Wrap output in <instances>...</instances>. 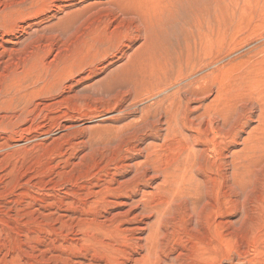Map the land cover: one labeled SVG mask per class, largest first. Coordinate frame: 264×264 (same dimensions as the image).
Returning a JSON list of instances; mask_svg holds the SVG:
<instances>
[{"label":"rangeland","instance_id":"1","mask_svg":"<svg viewBox=\"0 0 264 264\" xmlns=\"http://www.w3.org/2000/svg\"><path fill=\"white\" fill-rule=\"evenodd\" d=\"M0 264H264V0H0Z\"/></svg>","mask_w":264,"mask_h":264},{"label":"bare ground","instance_id":"2","mask_svg":"<svg viewBox=\"0 0 264 264\" xmlns=\"http://www.w3.org/2000/svg\"><path fill=\"white\" fill-rule=\"evenodd\" d=\"M134 18H135V17H134ZM132 19H133V18H132ZM119 21H120V20H119ZM140 25H141V24H140ZM119 26H120V25H119ZM169 26H171V25H169ZM116 27H117V26H116ZM171 27H172V26H171ZM168 28H170V27H168ZM172 28H173V27H172ZM166 29H167V28H166ZM166 29H165V30H166ZM173 29H174V28H173ZM169 30H170V29H169ZM169 30H168V31H169ZM171 30H172V29H171ZM166 31H167V30H166ZM138 32H139V31H138ZM140 32H141V31H140ZM170 32H171V31H170ZM172 32H173V31H172ZM142 33H144V32H142ZM168 33H169V32H168ZM168 33H167V34H168ZM161 34H162V33H161ZM169 34H170V35H168V36H166V37H169V36L172 37V36H173L171 33H169ZM141 35H142V34H141ZM143 35H144V34H143ZM146 35H147V34H146ZM163 35H164V32H163ZM157 36H159V35H157ZM160 37H161V36H160ZM162 37H163V36H162ZM162 37H161V38H162ZM166 37H165V38H166ZM157 38H158V37H157ZM165 38H164V39H165ZM173 38H174V37H173ZM158 39H159V38H158ZM168 39H169V38H168ZM168 39H167V40H168ZM167 40H166V41H167ZM170 40H172V39H170ZM159 41H161V39H160ZM177 42H178V41H177ZM154 43H155V42H154ZM160 43H161V42H160ZM160 43H159V44H160ZM162 43H163V41H162ZM162 43H161V44H162ZM164 43H165V41H164ZM170 43H173V42H170ZM170 43H169V44H170ZM159 44H158V47H159ZM187 44H188V43H187ZM156 45H157V44H156ZM162 45H163V44H162ZM162 45H161V48H160V49L163 48V51H162V52H164V53L168 56V58H167V56L164 55L167 59H171L172 57H175V56H172V57H171V55H170V53H169V55H170V57H171V58H169V55H168L167 50H166V46H164V47H165V50H164V47H163ZM164 45H167V44H164ZM188 45H189V44H188ZM170 46H171V45H170ZM172 46H173V45H172ZM174 46H175V45H174ZM189 46H190V45H189ZM194 46H195V45H194ZM199 46H200V45H199ZM167 47H168V46H167ZM184 47H186V46H184ZM190 47H191V46H190ZM202 47H203V46H202ZM168 48H169V47H168ZM168 48H167V49H168ZM151 49H152V48H151ZM157 49H159V48H157ZM160 49L157 50V51H160ZM168 50H169V49H168ZM188 50H189V49H188ZM194 50H195V49H194ZM157 51H155V52H157ZM172 51H173V50H172ZM190 51H191V50H190ZM195 51H196V50H195ZM152 52H153V51H152ZM162 52H160V53H161V56H162V54H163ZM168 52H169V51H168ZM181 52H182V50H181ZM181 52H180V53H181ZM196 52H197V51H196ZM196 52H195V53H196ZM204 52H206V51L204 50ZM148 53H149V52H148ZM185 53H186V52H185ZM199 53H201V52L199 51ZM152 54H153V53H152ZM156 54H157V53H156ZM177 54H178V53H177ZM191 54H192V52H191ZM191 54H190L189 51H188L187 55L184 56V58H182L183 61H182V62H179V66L182 65L183 63L188 64L187 61H188L189 59L192 58V55H191ZM198 55H200V54H197V56H198ZM203 55H204V54H203ZM157 56H158V55H157ZM182 56H183V55H182ZM190 56H191V57H190ZM147 57H148V56H147ZM155 57H156V56H155ZM159 57H160V55H159ZM163 58H164V57H163ZM178 58H179V57H178ZM158 59H160V58H158ZM167 59H166V61H168ZM197 59H198V58H197ZM151 60H152V59H151ZM175 60H176V59H175ZM179 60H180V59H179ZM161 61H162V60H161ZM161 61H160V62H161ZM169 61H170V60H169ZM169 61H168V63H169ZM190 61H191V60H190ZM155 62H156V61H155ZM163 62H165L164 59H163ZM171 62H173V61L171 60ZM171 62H170V63H171ZM198 62H199V61H198ZM170 63H169V64H170ZM190 64H191V63H190ZM210 64H211V63H210ZM161 65H162V62H161ZM166 65L168 66V64H165V66H164V67H165V68H164V71H165V69H166ZM171 65H172V64H171ZM171 65H170V66H171ZM195 65H196V64H195ZM199 66H200V65H199ZM176 67H178V66H175V68H176ZM184 67H185V66H184ZM192 67H193V66H192ZM192 67H191L190 69H192ZM168 68H170V67L168 66ZM172 68H174V67L172 66ZM181 68H183V67H181ZM187 68H188V67H187ZM150 69H151V68H150ZM170 69H171V68H170ZM179 69H180V67H179ZM183 69H184V68H183ZM185 69H186V68H185ZM200 69H201V68H200ZM158 70H159V69H158ZM173 70H174V69H173ZM160 71H161V70H160ZM167 71H169V70H166L165 72H167ZM177 71H178V70H177ZM179 71H180V70H179ZM182 71H183V70H182ZM182 71H181V72H182ZM186 71H187V69H186ZM177 73H178V72H177ZM183 73H184V72H183ZM183 73H182V74H183ZM180 74H181V73H180ZM187 74H188V73H187ZM162 75L164 76V79H165V76H166L167 74H162ZM177 75H178V77H179V76H182V75L176 74V77H177ZM159 77H160V76H156V78H157L156 80H157V81H159V80L161 81V79H160ZM175 79H176V78H175ZM156 80H155V81H156ZM177 80H178V79H177ZM182 80H183V79H182ZM175 81H176V80H175ZM179 81H181V79H179ZM158 83H159V85H160V82H158ZM158 83H157V84H158ZM194 83H196V81H195ZM154 84H155V83H154ZM189 84H190V83H189ZM175 85H177V83H176ZM194 85H196V84H194ZM190 86H191V85H190ZM130 87H131V86H130ZM155 87H156V86H155ZM158 87H159V86H158ZM158 87H157V88H158ZM195 87H196V86H195ZM166 88H167V87H166ZM190 88H191V87H190ZM161 89H164V90H165V87L163 88V85H162V88H161ZM186 89H189V86H188ZM191 89H192V88H191ZM200 89H202V88H200ZM164 90H163V91H164ZM184 90H185V89H183V91H184ZM130 91H131V90H130ZM156 91H157V90H156ZM163 91H162V92H163ZM165 91H166V90H165ZM180 91H181V90H180ZM188 91H189V90H188ZM196 91H197V90H196ZM178 92H179V91H178ZM184 92H185V91H184ZM153 93L155 94V92H153ZM163 93H164V92H163ZM196 93H197V92H196ZM128 94H129V93H128ZM159 94H161V93H158V95H159ZM178 94H179V93H178ZM180 94H181V93H180ZM193 94H194V93H193ZM152 95H153V94H152ZM156 95H157V94H156ZM173 95H174V94H173ZM179 96H180V95H179ZM191 96H192V95H191ZM149 97H152V96H149ZM156 97H157V96H156ZM170 97H171V96H170ZM152 98H153V97H152ZM172 98H173V97H172ZM178 98H179V97H178ZM178 98H175V99H178ZM195 98H196V97H195ZM167 99H168V98H167ZM169 99H170V98H169ZM161 100H164V99H161ZM173 100H174V99H173ZM178 100H179V99H178ZM166 101H167V100H166ZM176 101H177V100H176ZM179 101H180V100H179ZM171 102H172V101H171ZM162 103H163V102H162ZM182 103H183V102H182ZM172 104H174V102H173V103H170V105H172ZM240 104H241V103H240ZM159 105H160V103H159ZM166 105H167V104H166ZM168 105H169V104H168ZM180 105H182V104H180ZM178 106H179V105H178ZM183 106H184V105H183ZM185 106H186V105H185ZM170 107H172V106H170ZM203 107H204V106H203ZM159 108H160V110H163V109H161V105L159 106ZM163 108H164V107H163ZM165 108H166V107H165ZM206 108H207V107H206ZM184 109H185V107H184ZM222 109H223V107H222ZM203 110H204V109H203ZM229 110H230V109H229ZM234 110H235V109H234ZM179 111H180V110H179ZM179 111L176 109L175 112H172V115L169 114L171 111H170V112L167 111V112L165 113V115H164V116H165L164 119H165L166 124H168V122H169V123H172V122H173V123H177V121H178V117H179V116H178ZM221 111H222V110H221ZM158 112H159V111H158ZM164 112H165V111H164ZM168 112H169V113H168ZM228 112H229V111H228ZM232 112H233V111H232ZM234 112H235V111H234ZM236 113H237V112H235V114H236ZM215 114H216V113H215ZM235 114H234V115H235ZM154 115H156V114L154 113ZM214 116H215V115H214ZM218 116H219V115H218ZM225 116H226V115H225ZM228 116H229V115H228ZM240 116H241V114H240ZM204 117H205V116H204ZM230 117H231V116H230ZM153 118H155V116H154ZM143 119H144V118H143ZM147 119H148V118H147ZM164 119H163V120H164ZM201 119H202V118H201ZM204 119H205V118H204ZM186 120H187V119H186ZM191 120H192V119H191ZM222 120H223V118H222ZM224 120H225V119H224ZM224 120H223V122H224ZM235 120H236V119H235ZM167 121H168V122H167ZM162 122H163V121H162ZM183 122H184V120H183ZM200 122H201V121H200ZM205 122H206V120H205ZM211 122H212V121H211ZM143 123H144V122H143ZM225 123H226V122H225ZM225 123H223V124H225ZM230 123H231V121L229 122V124H230ZM206 124H207V123H206ZM210 124H211V123H210ZM223 124H222V125H223ZM171 125H172V124H171ZM184 125H185V124H184ZM193 125L195 126V124H193ZM240 125H241V124H240ZM169 126H170V125H169ZM188 126H190V125L188 124ZM235 126H236V125H235ZM221 127H222V126H221ZM238 127H239V126H237V128H238ZM144 128L147 129L148 126H145ZM170 128H171V127H170ZM189 128H190V127H189ZM225 128H227V126H226ZM225 128H223V129H225ZM218 129H219V128H218ZM230 129H231V128H230ZM234 130H236V129H234ZM220 131H221V130H220ZM222 133H223V132H222ZM234 133H235V131H234ZM231 134H232V133H231ZM231 134H230V136L232 137V139H235V137H233ZM224 135H225V134H224ZM228 137H229V136H228ZM229 138H230V137H229ZM229 138H227V140H228ZM231 141H232V140H230V142H231ZM233 142H234V141H233ZM184 169H185V167H184ZM191 171H192V170H191ZM182 172H183V171H182ZM170 173H171L172 176H173V175H174V176L176 175V174H172V172H170ZM173 173H174V172H173ZM189 173H190V172H189ZM181 174H182V173H181ZM167 175H168V173L166 174V176H167ZM182 175H185V173L182 174ZM186 175H187V174H186ZM166 176H165V175L163 176L165 180H167L168 178H170V177H169L170 175H168V178H167ZM177 176H179V175L177 174ZM188 176H189V174H188ZM179 177H180V176H179ZM179 177L176 178V179H179ZM182 177H183V179H182L181 181H180V179L178 180V182L180 181V182H179L180 184H183V181H184V177H185V176H182ZM170 179H171V178H170ZM176 179H175V177H174V178L171 179V180H172L173 182H175V181H177ZM174 180H175V181H174ZM185 180H186V179H185ZM168 181H169V180H167V182H168ZM169 182H171V181H169ZM173 182H171V183H173ZM178 182H177V183H178ZM185 182H186V181H185ZM180 184H179V185H180ZM185 184H186V183H185ZM173 185L176 186V182H175V184H173ZM183 185H184V184H183ZM174 188H176V187H174ZM177 189H178V188H177Z\"/></svg>","mask_w":264,"mask_h":264}]
</instances>
